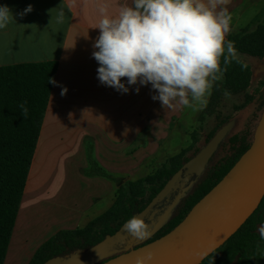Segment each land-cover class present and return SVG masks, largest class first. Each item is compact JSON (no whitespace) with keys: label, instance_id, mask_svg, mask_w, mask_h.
<instances>
[{"label":"crops","instance_id":"0c3cea01","mask_svg":"<svg viewBox=\"0 0 264 264\" xmlns=\"http://www.w3.org/2000/svg\"><path fill=\"white\" fill-rule=\"evenodd\" d=\"M100 2H107L113 14L132 4V0H76L69 8L71 0H0L15 19L0 29V67L58 63L4 264L16 261L9 251L19 254L21 245L20 256L32 250L29 261L20 257L30 264L59 233L82 230L108 212L119 186L132 181L143 167L159 164L155 158L170 124L183 110V106L164 109L152 99L156 93L150 84L139 86V93L138 85H126L130 91L125 94L100 84L99 65L92 57ZM244 3L228 0L224 6L232 16L230 27L240 23L237 13ZM29 4L33 11L18 15ZM61 9L65 19L58 23ZM145 161L148 164L143 165ZM33 211L39 212L35 222ZM25 235L26 243L15 244ZM261 253L264 257V249Z\"/></svg>","mask_w":264,"mask_h":264},{"label":"trees","instance_id":"16d2710c","mask_svg":"<svg viewBox=\"0 0 264 264\" xmlns=\"http://www.w3.org/2000/svg\"><path fill=\"white\" fill-rule=\"evenodd\" d=\"M226 40L234 42L239 55L264 61V19L261 17L254 19L247 28L230 35ZM221 66L226 69L223 78L215 84L209 103L198 120L200 125L207 117L216 116L219 121L205 144L220 129L232 123L223 122L219 114L226 99L225 90L231 96L243 95V104L236 108L237 111L245 110L256 103L257 114L241 132L230 137L227 134L219 146L224 152L222 158L214 159L216 150L196 184L185 192L184 198L164 226L146 244L162 238L176 228L252 145L256 127L264 111V80L256 82L252 68L241 59L224 65L221 57ZM57 72V62L0 67V264H4L6 260L48 108L54 85L49 81L55 80ZM24 101H27L28 109L26 119L21 115L22 110L19 107ZM196 136L197 133H194L193 139ZM189 151L190 149L184 150L169 158L162 169L153 175L119 186L116 200L108 212L82 230L58 234L38 250L30 264H48L57 258L85 252L107 236L114 235L132 216L141 213L170 178L192 158L187 156ZM262 225L264 198L240 230L202 264H253L254 259L264 249V239L259 232Z\"/></svg>","mask_w":264,"mask_h":264},{"label":"clouds","instance_id":"9594fccd","mask_svg":"<svg viewBox=\"0 0 264 264\" xmlns=\"http://www.w3.org/2000/svg\"><path fill=\"white\" fill-rule=\"evenodd\" d=\"M76 0H71L69 8ZM228 0H132L131 5L110 12L107 2L97 4L100 16L95 28L99 35L92 47V57L99 67L100 84L125 94L128 86L151 85L165 109L186 107L203 110L207 107L215 84L222 80L225 68L221 66L238 59L234 42L226 40L231 31L232 16ZM33 11L29 4L24 16ZM65 12L61 9L56 17L63 23ZM15 20L7 5H0V29ZM247 67V65H243ZM126 78V83L122 82ZM49 83L55 84L54 79ZM128 85V86H126ZM230 98L231 93L225 90ZM27 101L19 105L26 119ZM131 237L144 240L152 235L151 227L139 215L132 216L123 226ZM264 239V225L259 228ZM151 253L138 256L136 264H148Z\"/></svg>","mask_w":264,"mask_h":264},{"label":"water","instance_id":"95a60500","mask_svg":"<svg viewBox=\"0 0 264 264\" xmlns=\"http://www.w3.org/2000/svg\"><path fill=\"white\" fill-rule=\"evenodd\" d=\"M231 127L230 123L220 129L137 214L149 223L152 231L149 238L135 239L123 230V225L93 248L67 259L57 258L52 264H136L138 256L148 253L153 256L148 264H202L240 230L264 198V111L251 147L227 175L176 228L162 238L146 243L164 226L185 192L196 184Z\"/></svg>","mask_w":264,"mask_h":264},{"label":"rangeland","instance_id":"374dc122","mask_svg":"<svg viewBox=\"0 0 264 264\" xmlns=\"http://www.w3.org/2000/svg\"><path fill=\"white\" fill-rule=\"evenodd\" d=\"M244 6L242 7V12L238 11L240 23L236 26L231 27L230 35L239 33L242 29L247 28L250 23L257 17L264 19V0H244ZM236 15V16H237ZM238 59L243 60L247 63L253 70L254 80H264V61L254 59L247 56H242L238 54ZM244 98L243 95L230 96L226 98L219 109V114L222 117L223 122H232L231 130L228 133L227 137H230L233 134L241 132L249 123V121L257 114V105L256 103L249 106L245 110L237 111L236 108L243 104ZM205 109L203 110H193L186 107H183L180 117L174 118V123L170 124L169 130L167 132L168 138L164 141V144L161 146L157 159L159 164H154L153 166H145L142 168L139 175L133 178L132 181H136L147 176L153 175L157 171L161 170L163 165L169 158H173L179 155L182 151L190 149L187 156L194 157L204 146L205 142L209 140L210 134L217 127L219 121L216 119V116L207 117L205 122L202 125L199 124V117L202 115ZM197 133V138L193 139L192 135ZM227 140V139H226ZM217 149L214 154V159H220L224 155L222 150ZM148 164V161L143 163ZM96 168L95 166H93ZM71 171V168L68 166V172ZM39 212H32L33 221L35 222L39 216H36ZM18 234H20V226L18 227ZM63 233V232H61ZM13 234V233H12ZM60 234V233H59ZM12 239V237H11ZM23 240V241H22ZM27 236H23L15 244L19 246L22 242L26 243ZM22 245L20 246V252H22ZM15 250V251H14ZM19 251V250H18ZM20 252H16V249H10L9 253L13 256L16 261V264H24L25 260H20V257H24L29 261L31 252L25 254V256H20ZM38 252V251H37ZM30 255V256H29ZM16 257V258H15ZM12 262H6V264H12ZM27 264V261L26 263ZM253 264H264V257L262 253L257 256Z\"/></svg>","mask_w":264,"mask_h":264},{"label":"flooded vegetation","instance_id":"af4514ba","mask_svg":"<svg viewBox=\"0 0 264 264\" xmlns=\"http://www.w3.org/2000/svg\"><path fill=\"white\" fill-rule=\"evenodd\" d=\"M231 125H232V123H231ZM68 257H65V258H63V259H67ZM55 262V260L54 261H51L50 263H48V264H52V263H54Z\"/></svg>","mask_w":264,"mask_h":264}]
</instances>
